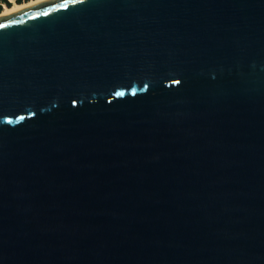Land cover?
Listing matches in <instances>:
<instances>
[{"label": "water", "instance_id": "1", "mask_svg": "<svg viewBox=\"0 0 264 264\" xmlns=\"http://www.w3.org/2000/svg\"><path fill=\"white\" fill-rule=\"evenodd\" d=\"M0 264H264V0L1 17Z\"/></svg>", "mask_w": 264, "mask_h": 264}, {"label": "bare ground", "instance_id": "2", "mask_svg": "<svg viewBox=\"0 0 264 264\" xmlns=\"http://www.w3.org/2000/svg\"><path fill=\"white\" fill-rule=\"evenodd\" d=\"M47 0H32L28 3H24V4H16L14 3L11 7H7L1 14H0V18L3 16H6L10 13H14V12H18L26 7H29L31 5L37 4V3H41Z\"/></svg>", "mask_w": 264, "mask_h": 264}, {"label": "trees", "instance_id": "3", "mask_svg": "<svg viewBox=\"0 0 264 264\" xmlns=\"http://www.w3.org/2000/svg\"><path fill=\"white\" fill-rule=\"evenodd\" d=\"M30 1L32 0H0V14L3 12L4 6L11 7L13 5V2L17 4H24Z\"/></svg>", "mask_w": 264, "mask_h": 264}, {"label": "rangeland", "instance_id": "4", "mask_svg": "<svg viewBox=\"0 0 264 264\" xmlns=\"http://www.w3.org/2000/svg\"><path fill=\"white\" fill-rule=\"evenodd\" d=\"M13 4H14V2H13ZM6 8H7V7H6V6H4V10H5ZM4 10H3V11H4Z\"/></svg>", "mask_w": 264, "mask_h": 264}]
</instances>
